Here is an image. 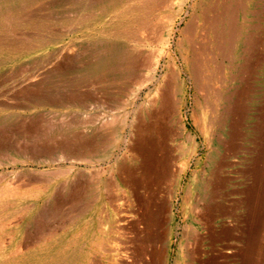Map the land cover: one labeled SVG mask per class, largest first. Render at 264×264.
Listing matches in <instances>:
<instances>
[{"label": "bare ground", "instance_id": "1", "mask_svg": "<svg viewBox=\"0 0 264 264\" xmlns=\"http://www.w3.org/2000/svg\"><path fill=\"white\" fill-rule=\"evenodd\" d=\"M38 1L0 0V27L2 28V26L12 24L15 21L17 17L13 13L14 7L24 5L23 10H25V6H35ZM71 1L72 8H80V3L74 0ZM106 1L110 9H116L118 13L114 17V21L109 23L108 30L100 33L99 41L84 48L82 53L87 58V62L79 69L78 74L82 78H98L106 88L111 84L115 85L128 70L137 73L145 70L149 73L151 72V75L147 73L148 77L145 76L146 78H144L143 82L150 81L159 64L161 54L154 62H151L153 57L131 51L122 42L124 41L123 39L133 36L132 26L142 29L147 27L149 23L147 17L152 5L156 4L155 6H157L161 3L170 2V0ZM131 2H134L135 5L134 3L131 4ZM253 2V0H198L193 6L192 13L188 15L184 26L179 30V39L175 47L182 69L179 66L180 64L176 63L177 60L169 55V60L164 65V74L159 80L160 86L157 90L155 89L153 96L150 94L152 97H149L150 99L147 103L150 108L147 109V112H138L139 114L136 115L133 132L131 133L132 139L130 138V142H125L126 152L130 153L129 157L132 162L134 161L133 165L120 163L116 167L117 178L114 179V182L112 183V178H110L111 181L104 184L108 202L119 201L117 212L119 214L118 230L120 232L118 245L110 244L104 246L99 240L91 244L92 251L97 248L103 253L105 264H168L174 235V230L169 226L173 218L171 200H173L172 198L178 190L180 180L186 172V165H176V162L184 156H192L198 149L196 135L194 136L186 131L184 118L181 114V97L184 92L182 71L188 76L200 102L198 114L191 116L194 128L209 149L219 153L217 148L222 147L223 155L220 157L221 160H216L217 162L214 163V168L211 170L212 179L208 177V180L196 181L193 184V188L182 196L181 211L185 217L184 220L186 218L191 219L196 224L202 225L203 232L200 233L193 225L185 224L182 227L177 247L178 258L173 264H264L263 124H261L260 142L258 147H256L255 160L253 163L251 162L252 165L250 164L251 166L248 169L237 171L239 179H244L238 185L244 186L247 184L245 183L247 179L250 180L251 185L236 189L233 193L240 195L241 198L228 200L227 208H222L214 202V197H221L223 190L227 188L225 183L230 180V178L229 180L226 178V175L222 176V170L225 166H232L233 164L225 165L224 159L228 156H235L238 150L246 151L243 143L245 140L247 142L246 129L250 128L247 124L249 114L245 112L241 102L245 94L248 93V89L245 87L237 92L236 95L234 93L231 94L230 97H225L223 90L227 88L226 84L228 83L238 80L247 82L250 79V60L254 49L257 48V45H260V40L254 38L251 32V24L248 22L254 20L259 13L264 11L263 6H260L258 10H253ZM181 11L182 7L180 6L178 12ZM249 17L252 18L250 19ZM175 20V17L171 16L168 20L166 19L168 22L162 28L155 24L151 30L150 26L149 31H152L151 34L154 31L156 32V30L157 33H160L159 31L162 30L161 35L158 37L163 49L169 48ZM26 22L32 27L41 26V23H33L29 19ZM164 32L165 36L163 37ZM121 39L122 42L119 41ZM237 58L244 61L241 67L235 64ZM261 61L262 58H256V65L257 63L260 65ZM233 72H236V74L234 75ZM127 73L129 74V72ZM85 94L88 95L87 93ZM234 97H238L236 104L232 103ZM69 102L61 100L59 93H56L51 101L52 104L61 107H64ZM219 106L222 112H215ZM124 118L126 119V117ZM121 119L114 117L111 120L106 118L103 122L101 121L100 132L96 133V135H99V138L103 137L109 145L114 146V144L119 142L120 133L125 128L124 120ZM129 128H132V126ZM67 129L68 126L49 128L45 132L46 137L48 140L54 139L55 136L63 134ZM225 130H228L226 132L228 138L226 139L221 133L224 131V134ZM86 146H88L87 140L78 132L67 137L63 135L57 144L58 150L62 152L66 150V153L68 152L69 159L80 156V151ZM40 150L49 152L51 148L44 146ZM109 150V148L102 147L93 148L89 150L88 157L92 159L102 156L103 158L107 156ZM125 156L127 155L125 154ZM233 174H236V172ZM199 177L198 174L197 178ZM194 189H197V194ZM73 190L76 191L75 186L74 189L72 187L67 201L56 202L53 211L47 212L42 209L39 210L37 217L29 216L23 222L15 220L14 225L34 227L36 234L42 235L40 240L46 242V244L36 249H31L32 247L26 245L24 246L27 249L25 253L17 250L20 254L16 251L6 252L3 250L2 244H0V264H98L95 260L88 258L90 252L83 246V243L90 239L92 235L85 229L75 230L78 223H76V214L74 215L71 207L77 193L73 192ZM114 191L117 194L112 196L113 193H116ZM66 206L70 210L68 215H65L64 211ZM60 212L61 214L59 215L58 213ZM219 219L230 220L232 225L216 231L214 222ZM52 226L57 229L52 228ZM64 227H69L71 231L70 237L56 238L57 231ZM206 240L209 252H205L201 248ZM216 243L221 244L220 250H217L218 246ZM224 249L226 251H224L225 254L221 251ZM204 256H207L206 260H204Z\"/></svg>", "mask_w": 264, "mask_h": 264}, {"label": "rangeland", "instance_id": "2", "mask_svg": "<svg viewBox=\"0 0 264 264\" xmlns=\"http://www.w3.org/2000/svg\"><path fill=\"white\" fill-rule=\"evenodd\" d=\"M74 1L80 3V8H72L71 0H39L35 6H25V10H23L24 5H17L13 8V13L17 17L15 21L12 24L0 27V244H2L4 251H16L17 253H25L27 249L24 246L26 245L32 247L31 249H36L46 244V242L40 240L42 235L36 234L34 227L14 225L15 220L23 222L29 216L37 217L39 210L42 209L47 212L53 211L56 202L67 201L72 187L74 189L75 186L76 191L73 190V192L75 191L77 195L74 197L75 200L71 207L74 215L76 214V223H78L75 230L85 229L92 235L90 239L83 243V246L90 252L88 258L95 260L98 264H105L103 253L97 248L92 251L91 244L99 240L104 246L118 245L120 232L118 230L119 214L117 212L119 201L108 202L104 184L111 180L112 183L114 182V179L117 178L116 167L120 163L133 165L134 161H131L130 153L126 152L125 142H130L132 139L131 133L138 112H147V109L150 108L147 105L149 97H152L160 86L159 80L164 74V65L169 60L168 56L171 55L177 60L176 63L178 62L177 64H180L179 66L182 69L175 46L179 39V30L184 26L188 15L192 13L193 6L198 0H170V2L161 3L157 6H155L156 4L152 5L147 17L149 22L147 27L142 29L132 26L133 36L130 37L131 39L126 38L123 39V42L122 39L119 41L131 51L153 57L151 62H154L161 54L155 73L152 74L153 78L150 81L143 82L145 76L148 77L151 72L145 70L137 73L128 70L123 78L117 81L118 84H111L108 88L104 87L98 78H82L78 72L87 62V58L82 53L84 48L99 41L100 33L108 30L109 23L114 21L118 10L110 9L106 0ZM253 1V10L260 9V6L264 7V0ZM133 3L131 2V4ZM38 6L40 7L38 8ZM180 6L182 11L178 12ZM162 14L164 15L162 16ZM259 15L248 22L251 24V32L254 38L260 40V45H257V48L254 49L253 59L250 60V79L247 82L238 80L228 83L226 84L227 88L223 90L225 97H230L231 94L236 95L237 92L247 87L249 94L246 91L247 94H245L241 105L245 112L249 114L247 124L250 128L246 129L248 143L246 140L243 143L246 151L238 150L235 156H232L233 158L228 156L223 161L226 163L225 165L229 163L233 165L225 166L222 170V176L226 175L228 180L230 178L229 182L225 183L227 190H223L222 193V195L226 193L225 196L222 197L221 195L222 198L219 196L214 197V202L222 208L228 207V200L241 198L240 195L233 193L236 189L251 185L250 180L247 179L245 182L247 184L239 186L238 183L244 179H239L237 171L248 169L255 160L256 147L260 142L261 124L264 125V11ZM171 16L176 19L174 32L170 39L169 48L163 49L158 37L161 35L162 30L159 31L160 33H157L156 30L152 34V31L149 30L150 26L152 30L155 24L162 28L168 22L166 19L168 20ZM152 17L154 18L151 19ZM26 18L33 21V23H41V26H30L26 22ZM254 30L256 34H254ZM138 36H140V40ZM256 58H262L260 65L258 63L256 65ZM243 63L244 61L238 58L235 62L236 66L239 67ZM182 74L184 92L181 97V114L184 118L186 131L194 136L196 135L198 149L192 156H184L176 162V165H186V172L180 180L173 200H171L173 218L169 226L174 230V235L168 264H173L178 258L177 247L181 229L185 224L193 225L200 233L203 232L202 225L196 224L191 219L186 218L184 220L185 217L181 211L182 196L193 188L196 181H205L209 179L208 177L211 178L214 163L221 160L220 157L223 155L222 147H215L219 153L209 149L204 144L202 137L196 132L191 116L198 114L200 102L188 76L183 71ZM233 74L235 75L236 72H233ZM56 93H59L61 100L64 102L70 101L71 103H67L64 107L52 104L51 101ZM237 98L234 97L232 103L236 104ZM215 112H222L220 106ZM114 117L122 118L125 127L120 133L119 142L114 144L115 147L109 145L103 137L99 138L100 136L96 135L100 132L103 120L106 118L111 120ZM59 126H68V129L63 134L55 136L54 139L48 140L45 132L49 128ZM131 126L132 128H129ZM227 131L225 130L224 134V131L221 132L224 139L228 138ZM76 132L87 140L88 146L80 151L79 158L69 159L68 152L66 153V150H63V152L65 151L64 154L61 150H58L57 144L63 135L67 137ZM252 134L255 136H251ZM98 141L100 144L102 143V146ZM44 146L51 148V151H44L45 153L41 151L40 148ZM97 147L109 148L110 150L106 157L92 158V162V159L88 157L89 150ZM208 158L212 159L209 160ZM235 172L236 174H233ZM198 174L199 178H197ZM110 178L112 179L110 180ZM194 190L196 193L197 189ZM115 194L117 192L113 193L112 196H115ZM67 207L64 208L65 215L70 212ZM58 214L60 215L61 212ZM214 223L216 231L232 225L230 220L225 219L216 220ZM52 228L57 229L53 226ZM56 235V238H68L71 231L69 227H64L58 230ZM216 244L218 246L217 250H220L221 244ZM201 248L205 252H209L207 240L203 242ZM221 251L224 254L226 252L225 249ZM205 258L207 259V256H204V260H206Z\"/></svg>", "mask_w": 264, "mask_h": 264}]
</instances>
